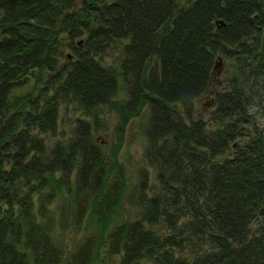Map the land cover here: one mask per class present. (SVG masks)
<instances>
[{
	"label": "trees",
	"instance_id": "16d2710c",
	"mask_svg": "<svg viewBox=\"0 0 264 264\" xmlns=\"http://www.w3.org/2000/svg\"><path fill=\"white\" fill-rule=\"evenodd\" d=\"M253 107L264 0H0V264H264ZM141 113L130 177L118 151Z\"/></svg>",
	"mask_w": 264,
	"mask_h": 264
},
{
	"label": "rangeland",
	"instance_id": "374dc122",
	"mask_svg": "<svg viewBox=\"0 0 264 264\" xmlns=\"http://www.w3.org/2000/svg\"><path fill=\"white\" fill-rule=\"evenodd\" d=\"M64 53H68V51L64 49ZM111 57V55L106 56V61L111 60ZM224 66L225 63H220L213 70L212 81L214 84L211 89L216 90L222 85V81L225 75ZM119 93H121V89H119ZM209 98L210 94L208 93L202 95L201 97H198L195 100L194 108L196 115L205 117L208 114L211 108V103L208 102ZM67 108V111H63V109H60L59 111L56 133L53 138L64 137L67 134L68 124L70 123L69 119H71L74 113H77V111L71 109L70 107ZM252 109L255 113L256 122L264 126V108L253 107ZM141 114L129 119L128 123L126 124L122 146L118 151V159L124 164L125 173L130 177L134 174L135 165L140 161L144 144L142 127L144 125L145 116L144 113ZM113 121L114 117L111 115L109 117V128L103 130V132L96 133L98 139H101V141H104L107 138L111 139V125ZM48 139L50 140V138ZM69 234H71V232Z\"/></svg>",
	"mask_w": 264,
	"mask_h": 264
},
{
	"label": "water",
	"instance_id": "95a60500",
	"mask_svg": "<svg viewBox=\"0 0 264 264\" xmlns=\"http://www.w3.org/2000/svg\"><path fill=\"white\" fill-rule=\"evenodd\" d=\"M32 71H33V69L31 68L30 69V72H32ZM22 79H26L28 81L29 80V77L26 75V76L22 77Z\"/></svg>",
	"mask_w": 264,
	"mask_h": 264
}]
</instances>
